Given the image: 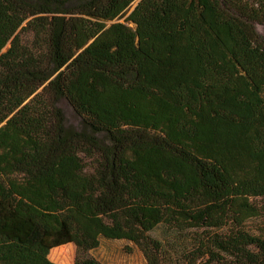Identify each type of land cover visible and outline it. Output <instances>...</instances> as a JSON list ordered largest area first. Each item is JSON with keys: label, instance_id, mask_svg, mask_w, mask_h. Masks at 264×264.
<instances>
[{"label": "trees", "instance_id": "1", "mask_svg": "<svg viewBox=\"0 0 264 264\" xmlns=\"http://www.w3.org/2000/svg\"><path fill=\"white\" fill-rule=\"evenodd\" d=\"M135 1L0 0V264H264V0Z\"/></svg>", "mask_w": 264, "mask_h": 264}, {"label": "rangeland", "instance_id": "2", "mask_svg": "<svg viewBox=\"0 0 264 264\" xmlns=\"http://www.w3.org/2000/svg\"><path fill=\"white\" fill-rule=\"evenodd\" d=\"M135 6L134 2L118 20L124 21ZM256 27L261 34H264V25L256 24ZM58 106L63 111L64 125L68 131L85 130L82 118L65 97L60 98ZM62 247L65 249H61L56 254L49 253L50 259L57 264H75L76 245L67 243ZM92 254L105 264H148L139 246L127 240L103 239Z\"/></svg>", "mask_w": 264, "mask_h": 264}, {"label": "water", "instance_id": "3", "mask_svg": "<svg viewBox=\"0 0 264 264\" xmlns=\"http://www.w3.org/2000/svg\"><path fill=\"white\" fill-rule=\"evenodd\" d=\"M139 1H140V0H136V1H135V4H137Z\"/></svg>", "mask_w": 264, "mask_h": 264}]
</instances>
